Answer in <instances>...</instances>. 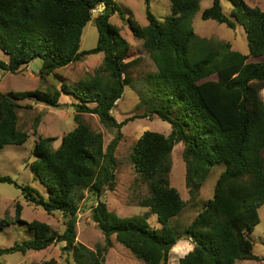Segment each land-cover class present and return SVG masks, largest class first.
I'll use <instances>...</instances> for the list:
<instances>
[{
	"label": "trees",
	"instance_id": "trees-1",
	"mask_svg": "<svg viewBox=\"0 0 264 264\" xmlns=\"http://www.w3.org/2000/svg\"><path fill=\"white\" fill-rule=\"evenodd\" d=\"M116 1L0 0V49L8 57V61L0 59V70L18 74L41 60L39 77L45 83L44 89L34 91H0V148L23 145L29 138L18 126L21 102L33 100L58 108L62 94L78 101L77 127L62 138L60 146L53 147L55 138H41L35 144L38 159L29 166L48 190L47 198L31 187H21L30 205L49 214L61 212L66 217L65 231L54 232L36 220L24 222L18 203L14 219L0 218V231L24 223L35 237L0 249V256L65 243L63 251L72 252L76 264H105L115 236L144 264H165L173 247L185 238L192 239L195 248L179 264L257 260L247 231L260 224L259 210L264 205V61H256L264 58V10L244 0H231L230 16L224 13L222 0H213L201 18L233 30L241 25L248 37V54L196 33L193 18L202 0H169L172 14L164 21L156 18L145 0L148 24L129 20L134 39L157 68L148 74L152 100H142L147 106L144 117L156 115L171 125L169 136L145 132L132 153L135 169L150 190L141 205L158 216L162 228L153 229L147 216L119 217L99 201L92 219L105 237V246L91 250L77 243L76 194L89 190L99 198L106 190H114L115 152L121 129L132 120L117 122L112 115L125 87L134 81L130 70L141 64V58L127 60L129 43L110 22L115 12L125 19ZM102 5L105 10L95 18L97 45L81 51L83 30ZM98 54L104 55L102 65L77 86L58 88L47 79L58 69ZM85 113L97 115L106 129L116 132L106 148L103 136L81 118ZM178 142L185 147L191 194H199L213 168L223 167L213 198L181 233L170 226L185 208L179 191L170 185L171 154ZM0 182L16 184L7 176H0Z\"/></svg>",
	"mask_w": 264,
	"mask_h": 264
},
{
	"label": "rangeland",
	"instance_id": "rangeland-1",
	"mask_svg": "<svg viewBox=\"0 0 264 264\" xmlns=\"http://www.w3.org/2000/svg\"><path fill=\"white\" fill-rule=\"evenodd\" d=\"M244 1L251 7L264 10V0ZM116 2L125 19L115 12L110 22L120 28L121 35L129 43L130 54L127 60L141 58V64L130 70L134 81L132 85L125 87L122 98L116 102L112 111L117 122L132 118L121 129L122 139L115 152V188L112 191L106 190L104 195L99 198L89 190L76 194L78 208L76 241L91 250H96L97 246L104 247L106 244L103 233L92 219V212L99 201L105 202L108 210L119 217L147 216L153 229L162 228L158 216L141 205V202L150 196V190L148 181L144 180L136 171L132 161L134 147L145 132H157L165 136L171 134L169 123L162 121L156 115L144 117L147 106L142 100H152L148 74L155 72L157 68L141 42L134 39L129 20L140 26L148 24L146 2L145 0H117ZM149 2L151 12L158 20L164 21L167 16L172 14L169 0H149ZM212 3L213 0L201 1L200 9L193 18V27L196 33L202 38L230 43L232 50L248 54V37L241 25L233 30L213 20H202V12L211 7ZM222 5L224 13L230 16L233 8L232 1L222 0ZM104 10L105 7L102 5L93 11L92 20L83 30L81 51H88L96 47L98 31L95 18ZM0 59L8 61L7 55L1 49ZM103 59V54L85 56L79 62L56 70L47 79L58 88H61L63 84L77 86L80 82L95 75L96 70L102 65ZM259 60L264 61V58L256 59V61ZM41 66L42 61L36 60L31 67L23 69L18 74L0 70V91L10 93L44 89L45 83L39 77ZM261 97L264 101V89L261 91ZM60 103L62 105L58 108L49 107L33 100H25L20 103L23 108L19 110L18 126L28 133L29 138L23 145H9L0 148V176L10 177L17 184L0 182V218L14 219L16 205L19 203L23 207L21 219L24 222L40 221L50 225L52 231L63 233L66 228V217L61 212L49 214L41 207L30 205L26 202L21 191V187H31L43 197L47 198L48 196V190L36 178L29 165L38 159L34 155V150L35 144L41 138H55L53 147L58 148L62 138L77 127L74 119L77 115L78 101L71 95L62 94ZM81 118L95 132L103 136L105 148L114 139L116 132L106 129L97 115L85 113L81 115ZM184 148V144L178 142L174 145L171 154L170 185L179 191L185 202L183 212L170 222V226L177 233L184 232V229L202 211L204 204L213 198L216 181L223 171V167L213 168L209 178L199 190V194H191L186 180L187 164L183 157ZM259 216L260 224L255 226L252 232L247 231V236L254 245V254L258 259L239 260L236 264H264V205L259 210ZM34 237V231L30 230L26 224L16 223L0 231V249L11 248L15 244H21L26 240L34 239ZM112 240L113 248L108 250L105 264H144L142 259L135 256L126 246L117 242L115 236L112 237ZM186 240L189 239L179 240L173 247L175 250L172 249L169 253L168 261L165 264H179L180 260L190 253L182 243ZM190 241L193 243L192 239ZM64 246L65 243H59L41 251L6 253L0 256V264H39L51 259H54L57 264H76L73 253L64 252Z\"/></svg>",
	"mask_w": 264,
	"mask_h": 264
},
{
	"label": "clouds",
	"instance_id": "clouds-1",
	"mask_svg": "<svg viewBox=\"0 0 264 264\" xmlns=\"http://www.w3.org/2000/svg\"><path fill=\"white\" fill-rule=\"evenodd\" d=\"M184 247L187 249V252H191L194 249V244L189 240L183 241L182 242ZM175 250V248L173 249ZM187 252L185 253V255L187 254Z\"/></svg>",
	"mask_w": 264,
	"mask_h": 264
}]
</instances>
